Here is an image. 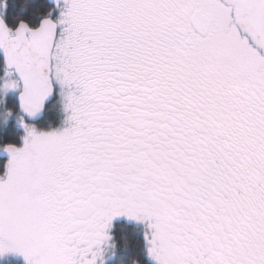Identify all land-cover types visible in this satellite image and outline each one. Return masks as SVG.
Here are the masks:
<instances>
[{"label": "snow or ice", "instance_id": "snow-or-ice-1", "mask_svg": "<svg viewBox=\"0 0 264 264\" xmlns=\"http://www.w3.org/2000/svg\"><path fill=\"white\" fill-rule=\"evenodd\" d=\"M51 2L0 0V259L264 264V0Z\"/></svg>", "mask_w": 264, "mask_h": 264}, {"label": "trees", "instance_id": "trees-1", "mask_svg": "<svg viewBox=\"0 0 264 264\" xmlns=\"http://www.w3.org/2000/svg\"><path fill=\"white\" fill-rule=\"evenodd\" d=\"M7 9L5 10L6 22L12 24V18L20 15L26 20L37 22V13L46 11L47 8L52 7L51 0H7ZM13 97L9 96V103L11 104ZM60 117L56 113L51 117V125L53 127L59 124ZM38 126H47L49 121H38ZM3 139L0 143L14 142L17 145L21 143L20 137L23 135L22 129H20L14 120H9L8 124L3 127ZM8 159L7 153L0 151V173L4 171V164ZM0 264H25L24 260L20 256L9 254L5 259H0ZM144 264H150L149 261L144 260Z\"/></svg>", "mask_w": 264, "mask_h": 264}]
</instances>
